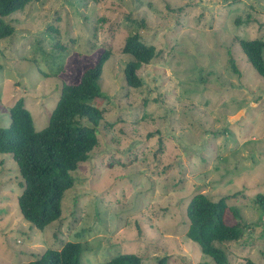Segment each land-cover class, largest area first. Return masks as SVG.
<instances>
[{
  "label": "rangeland",
  "instance_id": "obj_1",
  "mask_svg": "<svg viewBox=\"0 0 264 264\" xmlns=\"http://www.w3.org/2000/svg\"><path fill=\"white\" fill-rule=\"evenodd\" d=\"M0 19L14 27L0 38V127L23 97L35 130L43 129L62 84L77 83L111 51L99 80L98 144L70 172L59 219L38 229L22 217L23 179L12 155L0 153V264L32 261L67 241L82 243L81 264L119 253H136L141 264L162 256L167 264H216L186 236L197 193L237 194L228 203L249 230L216 245L225 264H264L254 202L264 195V76L238 43L264 40V0H33ZM134 32L155 47L137 88L123 71L132 56L121 52Z\"/></svg>",
  "mask_w": 264,
  "mask_h": 264
},
{
  "label": "trees",
  "instance_id": "obj_2",
  "mask_svg": "<svg viewBox=\"0 0 264 264\" xmlns=\"http://www.w3.org/2000/svg\"><path fill=\"white\" fill-rule=\"evenodd\" d=\"M31 1L0 0V17L23 10ZM50 29L58 32L52 25ZM13 32L14 27L0 19V38ZM238 43L255 71L264 76V40L239 38ZM56 46L64 48L61 44ZM154 51L155 47L144 43L137 32L126 36L121 52L132 56L123 69L129 87L141 86L138 70L152 60ZM110 56L111 51L104 49L84 69L77 83L62 84L57 103L43 129L35 130L23 97L18 98L8 110L9 126L0 127V153L12 155L23 179L18 196L20 213L38 229L59 219L63 194L74 184L70 172L86 161L98 144L96 129L103 119V109L98 103L105 99L99 80L103 65ZM229 61L232 69L239 73L233 58L230 57ZM233 196L237 194L214 200L205 193H197L186 208L189 219L186 236L216 264L227 263L224 250L216 244L237 241L244 231L249 230L242 221L239 208L228 203ZM254 202L262 213L264 228V195L258 193ZM83 250L81 242L67 241L60 249H46L38 258L19 264H81ZM141 261L142 256L136 253H119L99 264H141ZM167 261L168 257L162 256L156 264H167Z\"/></svg>",
  "mask_w": 264,
  "mask_h": 264
}]
</instances>
